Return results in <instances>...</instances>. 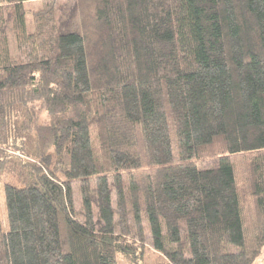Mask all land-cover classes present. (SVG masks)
Returning <instances> with one entry per match:
<instances>
[{
    "label": "trees",
    "instance_id": "16d2710c",
    "mask_svg": "<svg viewBox=\"0 0 264 264\" xmlns=\"http://www.w3.org/2000/svg\"><path fill=\"white\" fill-rule=\"evenodd\" d=\"M28 1L0 0V264H254L264 0H76L69 28L40 0L30 30Z\"/></svg>",
    "mask_w": 264,
    "mask_h": 264
},
{
    "label": "rangeland",
    "instance_id": "374dc122",
    "mask_svg": "<svg viewBox=\"0 0 264 264\" xmlns=\"http://www.w3.org/2000/svg\"><path fill=\"white\" fill-rule=\"evenodd\" d=\"M75 1L76 0H58V11H57V18H58V24L60 26H67L66 28H69L71 26V23H77V15L74 10L75 7ZM41 2L40 0H31L28 2H25V9H26V15L25 19L28 25V29H31V14L34 10H38L41 8ZM243 157V156H242ZM242 158H237V164L241 163ZM241 167H239L240 169ZM3 177H1L0 174V211L1 214H4V204H3V196H2V185H1V180ZM147 244L145 245V256L146 260L149 263H153L156 260L160 259V253L155 251L152 246L146 242ZM119 264H128L126 260H123L121 257H119ZM254 264H264V246L261 250V253L259 256L256 258Z\"/></svg>",
    "mask_w": 264,
    "mask_h": 264
}]
</instances>
